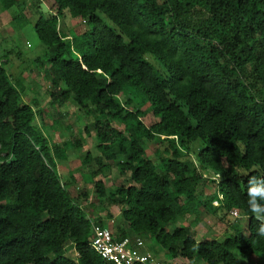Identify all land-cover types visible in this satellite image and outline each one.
Wrapping results in <instances>:
<instances>
[{"label":"trees","instance_id":"16d2710c","mask_svg":"<svg viewBox=\"0 0 264 264\" xmlns=\"http://www.w3.org/2000/svg\"><path fill=\"white\" fill-rule=\"evenodd\" d=\"M47 1L33 30L49 95L92 105L97 149L132 181L106 196L100 168L91 172L97 197L120 206L115 237H150L183 264H264L247 196L249 176H264V0ZM24 2L0 0L5 10ZM65 11L89 27L61 31ZM18 87L0 63V264H112L92 249V220L57 171L81 139L50 143ZM204 170L216 186L206 197L196 193ZM201 209L227 225L222 239L197 240L188 218L175 224Z\"/></svg>","mask_w":264,"mask_h":264},{"label":"rangeland","instance_id":"374dc122","mask_svg":"<svg viewBox=\"0 0 264 264\" xmlns=\"http://www.w3.org/2000/svg\"><path fill=\"white\" fill-rule=\"evenodd\" d=\"M18 13H21L22 17L16 22L14 16ZM50 13V3L47 0H25L23 4L9 10L3 9L0 4V63L10 80L21 84L22 89L18 87V91L22 100L33 103L36 110H41L42 115L39 116L37 113L35 121L42 126L50 143L62 144L64 141L81 139L79 147L68 146L66 148L65 159H57V171L61 180L68 182L72 196L79 197L77 202L88 213L89 218L93 222L98 218L104 226L114 231L118 224L121 225L120 206L110 202L106 196L118 186L130 185L132 181L129 173L116 165L120 158L106 160L97 149L93 127L96 118L89 112L92 105L87 103V107H83L73 97L63 101L58 98L51 99L49 95L47 62L43 57L45 47L34 33L33 25L40 14L47 17ZM78 26L80 31L89 27L86 23H80L79 18L71 17L67 11L59 18L58 28L63 32ZM131 107L136 109L137 104L133 103ZM142 120L147 126L155 121L150 111L145 113ZM113 125L121 126L116 121ZM156 147L157 144L148 142L146 149L148 155L158 162ZM87 152H89V159L84 161L83 158ZM98 158L103 163L102 166L99 165ZM98 167L100 172L94 179L102 180L105 186L106 196L102 198L97 197L96 188L90 179L91 172ZM158 171L161 173L159 169ZM202 173L203 177L196 185V193L206 197L216 189V186L208 180L213 177L210 170H204ZM82 194L86 196H81ZM232 214L233 218L236 217L240 225L245 227V216L235 210ZM187 218L190 219L197 240L222 239L227 234V225L209 210L201 209L195 215L180 217L175 224H182ZM173 227L174 225L170 226V228ZM141 239L145 248L158 252L156 255H159L162 260L175 261L170 259V256L150 237L145 236ZM66 254L71 258H76V253L71 247L67 249ZM198 264L205 263L198 261ZM249 264L259 263L252 257Z\"/></svg>","mask_w":264,"mask_h":264},{"label":"built area","instance_id":"2783aa9c","mask_svg":"<svg viewBox=\"0 0 264 264\" xmlns=\"http://www.w3.org/2000/svg\"><path fill=\"white\" fill-rule=\"evenodd\" d=\"M91 233L92 249L112 264H183L177 260H162L154 252L143 250L145 244L139 237L135 238L134 243L128 236L119 240L110 228L93 221Z\"/></svg>","mask_w":264,"mask_h":264},{"label":"clouds","instance_id":"9594fccd","mask_svg":"<svg viewBox=\"0 0 264 264\" xmlns=\"http://www.w3.org/2000/svg\"><path fill=\"white\" fill-rule=\"evenodd\" d=\"M247 196L249 210L253 213L256 220L259 221L257 234L264 236V176H249ZM214 203L217 204L216 201ZM143 249L146 248L144 247Z\"/></svg>","mask_w":264,"mask_h":264}]
</instances>
